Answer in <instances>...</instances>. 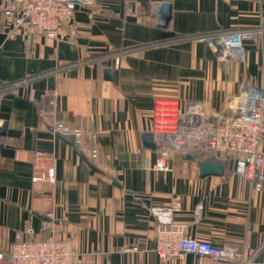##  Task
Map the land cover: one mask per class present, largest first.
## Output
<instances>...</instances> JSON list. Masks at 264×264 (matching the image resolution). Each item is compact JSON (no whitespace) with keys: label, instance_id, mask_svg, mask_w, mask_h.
I'll list each match as a JSON object with an SVG mask.
<instances>
[{"label":"crops","instance_id":"0c3cea01","mask_svg":"<svg viewBox=\"0 0 264 264\" xmlns=\"http://www.w3.org/2000/svg\"><path fill=\"white\" fill-rule=\"evenodd\" d=\"M163 1L165 27L155 15ZM236 30L252 31L242 59H220L199 38ZM241 85L264 90V0L77 2L57 37L22 30L12 39L0 11V250L18 231L70 237L75 264H264V178L254 190L232 165L201 177L195 161L173 151L160 170L158 150L141 141L156 97L181 107L199 101L213 113ZM57 132L79 138V150ZM47 163L55 181L32 180ZM174 197L184 236L233 246L241 259L162 260L150 207Z\"/></svg>","mask_w":264,"mask_h":264},{"label":"built area","instance_id":"2783aa9c","mask_svg":"<svg viewBox=\"0 0 264 264\" xmlns=\"http://www.w3.org/2000/svg\"><path fill=\"white\" fill-rule=\"evenodd\" d=\"M91 5L94 0H0L4 20V35L14 38L19 31L30 35L57 37L62 25L68 23L75 5ZM127 14H132L131 8ZM252 35L250 30L209 33L200 40L209 43L220 59H242V41ZM3 88L0 87V101ZM151 132L158 136L156 149L159 159L155 167L168 168L170 151L196 153L201 159H214L224 167L250 180L253 189L259 190L264 178V90L253 85H241L236 95L224 108L206 112L199 101H189L181 107L175 98L156 97L151 113ZM77 146L80 139L74 138ZM35 156L40 152L35 151ZM32 180L53 183L55 168L52 163L37 165ZM179 209L174 197L167 205L151 206L150 213L157 223L154 251L162 259L184 253L209 256L221 261H239L237 248L220 246L209 240L189 238L173 222ZM47 217L52 219L51 213ZM30 232L29 229H27ZM15 241L6 251L0 250V264H75L76 252L70 237L47 234L37 239Z\"/></svg>","mask_w":264,"mask_h":264},{"label":"water","instance_id":"95a60500","mask_svg":"<svg viewBox=\"0 0 264 264\" xmlns=\"http://www.w3.org/2000/svg\"><path fill=\"white\" fill-rule=\"evenodd\" d=\"M171 6L168 2H160L155 9V15L157 18V25L165 27L170 19ZM105 76L108 78L110 76V71L107 69L105 71ZM59 137L73 145L77 150L78 146L74 142L73 134L69 133H56ZM141 141L144 147L150 149H156V143L153 140V133L150 131H144L141 133ZM185 158L193 160L196 162L198 167V172L201 177L207 175H222L224 173V166L214 160V159H201L196 153L188 152L183 155Z\"/></svg>","mask_w":264,"mask_h":264}]
</instances>
